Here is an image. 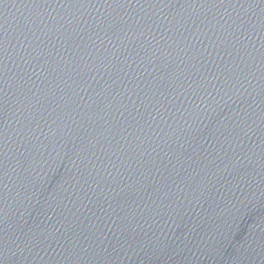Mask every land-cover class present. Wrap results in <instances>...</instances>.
Returning a JSON list of instances; mask_svg holds the SVG:
<instances>
[{
	"label": "water",
	"instance_id": "95a60500",
	"mask_svg": "<svg viewBox=\"0 0 264 264\" xmlns=\"http://www.w3.org/2000/svg\"><path fill=\"white\" fill-rule=\"evenodd\" d=\"M0 264H264V0H0Z\"/></svg>",
	"mask_w": 264,
	"mask_h": 264
}]
</instances>
